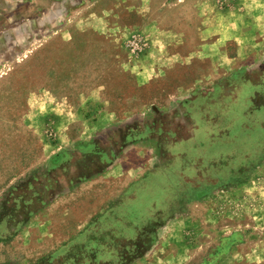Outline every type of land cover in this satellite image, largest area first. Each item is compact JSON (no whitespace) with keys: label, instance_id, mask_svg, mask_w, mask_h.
<instances>
[{"label":"rangeland","instance_id":"rangeland-1","mask_svg":"<svg viewBox=\"0 0 264 264\" xmlns=\"http://www.w3.org/2000/svg\"><path fill=\"white\" fill-rule=\"evenodd\" d=\"M0 264H264V0H0Z\"/></svg>","mask_w":264,"mask_h":264},{"label":"crops","instance_id":"crops-1","mask_svg":"<svg viewBox=\"0 0 264 264\" xmlns=\"http://www.w3.org/2000/svg\"><path fill=\"white\" fill-rule=\"evenodd\" d=\"M141 69V62L139 63V66H135V75H136V80L138 82V87H143L146 84V82H144L143 79H145V73H143V71L141 70H138L137 69ZM138 70V71H137ZM253 85V98L255 96V94L258 92L257 88H254L255 84L254 83H251ZM251 87V86H250ZM250 89V88H249ZM260 91V90H259ZM238 97V95H236ZM245 98V96H243ZM251 97V98H252ZM184 99H188V96ZM251 102H253V100L251 99L250 100ZM117 164H114V165H110V164H106V201L109 202V201H118L119 199L117 198L119 195L121 194H125L126 193V188H127V184H126V179L124 180H121L120 178L121 177H124L126 178V175H125V168L120 170V169H117ZM125 167V166H124ZM190 165L186 164V166L183 168L184 169H190ZM199 170L201 169L200 167H198ZM117 171V172H116ZM108 196V198H107Z\"/></svg>","mask_w":264,"mask_h":264}]
</instances>
